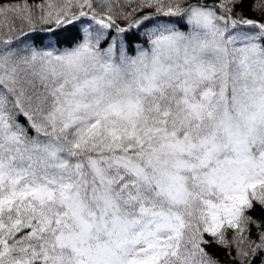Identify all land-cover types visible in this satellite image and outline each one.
I'll return each instance as SVG.
<instances>
[{
	"label": "snow or ice",
	"instance_id": "1",
	"mask_svg": "<svg viewBox=\"0 0 264 264\" xmlns=\"http://www.w3.org/2000/svg\"><path fill=\"white\" fill-rule=\"evenodd\" d=\"M264 264V0H0V264Z\"/></svg>",
	"mask_w": 264,
	"mask_h": 264
},
{
	"label": "trees",
	"instance_id": "2",
	"mask_svg": "<svg viewBox=\"0 0 264 264\" xmlns=\"http://www.w3.org/2000/svg\"><path fill=\"white\" fill-rule=\"evenodd\" d=\"M210 251L216 252L217 258L220 260L221 264H228L230 257L226 256L222 251L216 249H210Z\"/></svg>",
	"mask_w": 264,
	"mask_h": 264
}]
</instances>
